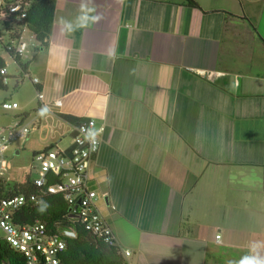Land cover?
Returning a JSON list of instances; mask_svg holds the SVG:
<instances>
[{
    "label": "crops",
    "instance_id": "0c3cea01",
    "mask_svg": "<svg viewBox=\"0 0 264 264\" xmlns=\"http://www.w3.org/2000/svg\"><path fill=\"white\" fill-rule=\"evenodd\" d=\"M54 1L22 58L40 82L5 99L0 130L33 127L13 152L69 148L95 118L91 186L131 264H264V0Z\"/></svg>",
    "mask_w": 264,
    "mask_h": 264
},
{
    "label": "built area",
    "instance_id": "2783aa9c",
    "mask_svg": "<svg viewBox=\"0 0 264 264\" xmlns=\"http://www.w3.org/2000/svg\"><path fill=\"white\" fill-rule=\"evenodd\" d=\"M27 9L24 0H10L0 14V19L12 24L19 23L13 30L4 32L0 29V42L3 49L0 56L6 65L1 69L0 83L9 86L11 83L20 86L25 81L34 84L40 78L21 69L18 74H10L11 60L29 55L30 44L35 36L25 24ZM8 34L12 38L7 39ZM36 42V41H35ZM45 106V95L39 93ZM59 100L57 105H61ZM5 110L20 107L19 102L6 100L1 104ZM33 127L17 120L10 128L0 130V179L12 177L11 148L20 140L27 139ZM101 148L100 133L95 118L81 117L75 125L73 143L69 148L53 145L39 151L35 156L37 177L34 184L39 192L22 193L0 198V242H6L18 249L26 258L27 264H68L64 253L68 248V237H77L73 229L60 228L52 231L46 221L38 220L29 224L17 222V215L30 202L40 203L47 194H62L70 205V215L96 239L109 248L116 249L122 255L121 264H131L132 250L122 248L118 237L108 223L99 205V193L91 186V167ZM53 180V181H52ZM218 234L216 242H221Z\"/></svg>",
    "mask_w": 264,
    "mask_h": 264
},
{
    "label": "trees",
    "instance_id": "16d2710c",
    "mask_svg": "<svg viewBox=\"0 0 264 264\" xmlns=\"http://www.w3.org/2000/svg\"><path fill=\"white\" fill-rule=\"evenodd\" d=\"M183 1L188 5L198 6L196 0ZM6 3L8 0L3 1L1 12ZM24 6L28 15L25 24L40 45L46 47L55 23V1L24 0ZM16 61L21 68L26 69L22 57H17ZM5 65V60L0 56V73ZM37 153L34 154V158ZM39 190L30 175L23 183L13 184L10 180L0 179V198L39 192ZM38 220L46 221L50 229L55 232L60 228L78 232L77 237L67 238L68 248L63 258L68 264H121L122 255L118 250L109 248L101 240H96L77 219L70 215V205L62 194H47L40 203L30 202L17 215V222L22 224ZM0 264H27V260L18 249L6 242H0Z\"/></svg>",
    "mask_w": 264,
    "mask_h": 264
},
{
    "label": "rangeland",
    "instance_id": "374dc122",
    "mask_svg": "<svg viewBox=\"0 0 264 264\" xmlns=\"http://www.w3.org/2000/svg\"><path fill=\"white\" fill-rule=\"evenodd\" d=\"M10 1V0H8ZM7 4V3H6ZM20 25L19 23L13 21L12 24L1 20L0 19V29L4 32H9L13 30L16 26ZM6 37H11V34H8ZM3 49V45L0 42V50ZM16 70V64L14 61L11 62L10 65V73L12 74ZM33 88V82L27 81L24 83V96H27V94L30 92V90ZM15 89L13 87V83L9 85L8 89H3L0 86V103H3L6 98H10L12 95L16 94ZM14 111V110H13ZM13 111H6L0 106V129L6 126H9L11 123V117L13 116ZM20 143L17 142L16 145ZM13 152L12 148L9 151V153ZM11 165L14 168L16 174H18L22 179L27 178V175H33L37 176V169L35 167L38 166V163L33 161L34 156L31 155L28 152H23L21 155H18L16 152H13V157H11ZM10 181L14 183L20 182V180L13 179Z\"/></svg>",
    "mask_w": 264,
    "mask_h": 264
}]
</instances>
